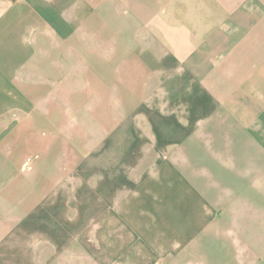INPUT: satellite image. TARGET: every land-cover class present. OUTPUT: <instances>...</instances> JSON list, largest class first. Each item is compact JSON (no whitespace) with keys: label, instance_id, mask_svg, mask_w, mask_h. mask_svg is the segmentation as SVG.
Masks as SVG:
<instances>
[{"label":"crops","instance_id":"obj_1","mask_svg":"<svg viewBox=\"0 0 264 264\" xmlns=\"http://www.w3.org/2000/svg\"><path fill=\"white\" fill-rule=\"evenodd\" d=\"M263 203L264 0H0V264H264Z\"/></svg>","mask_w":264,"mask_h":264},{"label":"rangeland","instance_id":"obj_2","mask_svg":"<svg viewBox=\"0 0 264 264\" xmlns=\"http://www.w3.org/2000/svg\"><path fill=\"white\" fill-rule=\"evenodd\" d=\"M188 175L192 176L193 178L202 177L204 181H200V183H197L196 181H190L186 179L190 184L186 185L187 189H185V191L182 192L180 199L177 200L176 202L173 203L166 201L158 202L157 200L153 202V204L159 207L160 209L163 208L164 206H167L168 207L167 211L171 212L167 216V221L165 225L169 231V233L167 232V234L169 235V237L172 236L173 239L172 242L179 243V245L176 248H182L184 244H187L186 242L181 241L182 239L185 238L184 237L185 235H183L182 232L187 228V225L192 227L196 226L195 219L188 220L185 211L191 212L194 209H196L197 206L204 208L208 207L209 209H211L212 208L211 206H213L212 202H207V201L201 202L204 198V195L200 191V189L206 191L208 189L213 188L215 181L213 180V172L211 170H196V171H189ZM258 193H262V192L258 191L257 188L253 190V195H257ZM263 208H264V203H263ZM158 225L163 228L165 226L160 221H158ZM189 236L195 238L194 233H189ZM186 240L187 239L185 238L184 241ZM175 251L176 250H174V253ZM85 252L88 251L78 250V253H85ZM163 258L164 257L159 259L160 264L163 263Z\"/></svg>","mask_w":264,"mask_h":264}]
</instances>
